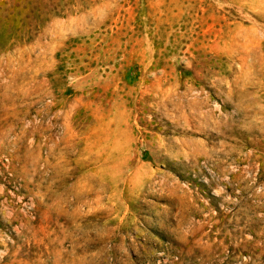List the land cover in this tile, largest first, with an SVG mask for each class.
<instances>
[{
	"label": "rangeland",
	"instance_id": "obj_1",
	"mask_svg": "<svg viewBox=\"0 0 264 264\" xmlns=\"http://www.w3.org/2000/svg\"><path fill=\"white\" fill-rule=\"evenodd\" d=\"M0 264H264V0H0Z\"/></svg>",
	"mask_w": 264,
	"mask_h": 264
}]
</instances>
